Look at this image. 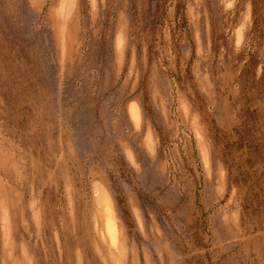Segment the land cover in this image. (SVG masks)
I'll use <instances>...</instances> for the list:
<instances>
[{"label":"rangeland","instance_id":"1","mask_svg":"<svg viewBox=\"0 0 264 264\" xmlns=\"http://www.w3.org/2000/svg\"><path fill=\"white\" fill-rule=\"evenodd\" d=\"M0 264H264V0H0Z\"/></svg>","mask_w":264,"mask_h":264}]
</instances>
